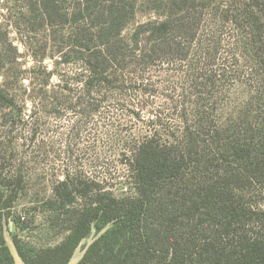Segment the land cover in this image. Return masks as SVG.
<instances>
[{
  "label": "rangeland",
  "instance_id": "1",
  "mask_svg": "<svg viewBox=\"0 0 264 264\" xmlns=\"http://www.w3.org/2000/svg\"><path fill=\"white\" fill-rule=\"evenodd\" d=\"M76 1L63 5L75 12ZM132 1L125 40L136 35L148 45L142 31L150 23L186 15L189 27L173 40L192 53L150 63L140 61L150 50L123 56L100 81L84 62L55 53L60 42L69 45L77 23H63L54 46L39 21L33 22L37 34L26 32L28 2L0 0V89L11 101L0 102V234L25 254L62 243L79 211L100 196H139L129 162L146 137L180 138L199 111L224 127L258 106L253 61L264 54V11L249 12L243 5L249 0H197L186 12L172 11L169 0ZM198 46L208 52L198 54ZM259 185L248 198L264 209Z\"/></svg>",
  "mask_w": 264,
  "mask_h": 264
},
{
  "label": "trees",
  "instance_id": "2",
  "mask_svg": "<svg viewBox=\"0 0 264 264\" xmlns=\"http://www.w3.org/2000/svg\"><path fill=\"white\" fill-rule=\"evenodd\" d=\"M25 1L30 16L24 19L31 25L26 32L37 34L33 22L39 21L53 45L57 32L62 35L63 23L71 19L77 23L68 31L69 45L60 42L55 53L66 62H84L96 80H107L113 73L111 64L123 61V56H145L150 50L153 54L140 60L150 63L160 56L186 58L192 53L190 46L173 40L174 33L189 27L186 15L150 23L142 31L148 34L147 47L136 35L130 40L122 35L125 23L134 17V1L77 0L75 12L63 5L64 0ZM169 1L172 11L186 12L197 4ZM243 5L250 7L249 12L264 11L263 0ZM196 32L190 30L191 36ZM207 50L198 46L197 53ZM257 57L253 70L259 84L254 101L258 106L224 127L199 111L197 122L184 126L180 138L146 137L129 162L139 196H100L88 203L70 235L53 248L25 254L15 244L25 264H64L92 230L98 233L106 226L77 264H264V209L248 198L255 184L264 188V54ZM3 101L11 103L0 89ZM0 264H14L1 234Z\"/></svg>",
  "mask_w": 264,
  "mask_h": 264
},
{
  "label": "water",
  "instance_id": "3",
  "mask_svg": "<svg viewBox=\"0 0 264 264\" xmlns=\"http://www.w3.org/2000/svg\"><path fill=\"white\" fill-rule=\"evenodd\" d=\"M108 226H106L105 228H103L101 231H99L98 233H96L94 235V231H92V233L90 234L89 237H87L86 240H82L78 246L76 247L75 251L73 252V254L70 256V258L68 259V261L64 264H77L84 256V254L86 253L87 249L89 248V246L92 244V242L98 238L101 233H103ZM6 240V238H5ZM8 242V241H7ZM8 247L10 250V253L12 255L14 264H25V262L22 260V258L20 257L18 250L15 246L14 243L8 242Z\"/></svg>",
  "mask_w": 264,
  "mask_h": 264
}]
</instances>
